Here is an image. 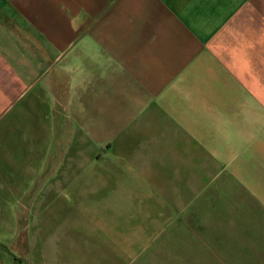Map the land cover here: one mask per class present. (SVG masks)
<instances>
[{
    "label": "crops",
    "instance_id": "1",
    "mask_svg": "<svg viewBox=\"0 0 264 264\" xmlns=\"http://www.w3.org/2000/svg\"><path fill=\"white\" fill-rule=\"evenodd\" d=\"M104 127L112 137L97 135ZM87 139L94 152L110 142L141 154L162 192L168 165L193 166L196 194L174 214L162 206L163 223H202L199 242L212 246L225 238L210 222L223 210L242 242L257 230L264 256V0H0L1 229L17 228L25 174L35 179L43 158L50 172L71 163ZM217 180L223 208L215 183L200 185ZM61 184L71 189L70 178ZM116 257L0 256V264Z\"/></svg>",
    "mask_w": 264,
    "mask_h": 264
},
{
    "label": "rangeland",
    "instance_id": "2",
    "mask_svg": "<svg viewBox=\"0 0 264 264\" xmlns=\"http://www.w3.org/2000/svg\"><path fill=\"white\" fill-rule=\"evenodd\" d=\"M107 129L97 135L112 137ZM92 141L76 143L73 151L82 154L73 155L71 163L58 162L61 165L50 172L43 158L37 166L39 177L25 174L23 197L16 204L21 218L10 233L0 228V256H117V264H264V256L257 255L262 247L256 242L257 230L248 235L249 242H242L245 235H241L238 221L223 210L210 222L217 231L223 230L225 238L212 246L199 242L202 223L196 221L197 227L185 225L182 229L163 223L162 206L174 214L196 194L193 166L176 169L168 165L162 172L168 176L162 192L149 178V164L141 154L135 160L133 150L112 147L110 142L94 152ZM200 168L202 171L204 166ZM221 169L216 166L217 173ZM175 174L178 177L172 178ZM64 176L70 178L71 189L67 185L61 192ZM8 178L10 183L9 174ZM39 180L42 187L37 192ZM208 183H215L221 194L216 207L223 208L225 182L201 181V189ZM49 187L52 191L45 192ZM11 214L8 211L6 218Z\"/></svg>",
    "mask_w": 264,
    "mask_h": 264
}]
</instances>
